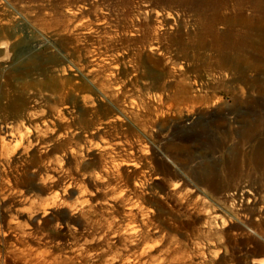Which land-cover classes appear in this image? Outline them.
Returning a JSON list of instances; mask_svg holds the SVG:
<instances>
[{
	"label": "rangeland",
	"instance_id": "1",
	"mask_svg": "<svg viewBox=\"0 0 264 264\" xmlns=\"http://www.w3.org/2000/svg\"><path fill=\"white\" fill-rule=\"evenodd\" d=\"M259 1L0 0V155L29 157L19 162L28 182L16 189L0 170V264H119L106 256L110 250L139 255L122 229L131 216L107 199L115 184L139 180L146 165L160 168L155 189L167 193L150 229L152 264L264 263ZM239 31L248 36L242 55L233 47ZM2 125L29 144L5 147ZM35 167L49 175L43 183ZM82 188L94 195L71 231L60 233L49 220L42 223L47 240L29 238L49 252L10 253L9 218L21 221L20 233L39 227L51 191L60 192L65 213ZM89 218L116 219L118 236L100 237ZM73 235L88 242L71 259Z\"/></svg>",
	"mask_w": 264,
	"mask_h": 264
},
{
	"label": "bare ground",
	"instance_id": "2",
	"mask_svg": "<svg viewBox=\"0 0 264 264\" xmlns=\"http://www.w3.org/2000/svg\"><path fill=\"white\" fill-rule=\"evenodd\" d=\"M256 4L261 10H264L263 0L256 2ZM244 19L245 18L240 17L239 22L241 21L242 23H244L243 21ZM259 22L264 26V18L259 19ZM262 30L263 32H260V33L261 34L263 33V34L260 37L258 36L261 43L262 41H264V27ZM239 32H238L237 40L236 41L234 40L233 47L238 49L237 50L238 53L242 55L243 42L246 40L248 36L244 32H240V33ZM253 42L255 44L256 40H253ZM240 55H239V58L237 59V64H239L241 61ZM111 123H112L111 121L108 122V124H111ZM248 129H249V135L253 136L255 134V129H256L255 125H251V127ZM1 130L4 135L2 140H3V145L5 147L7 146L9 147L10 144L13 142L14 144H16V148H18L17 146H21L22 144H29L28 137H26L25 134L15 133L14 132L15 129L13 131V127L2 125ZM106 143L102 144L103 149L101 148V150L108 148L109 144H106ZM55 148L56 149L58 148L59 150L60 147L56 146ZM0 156H1L0 170L5 173V177L4 179L3 178L2 179L3 180L6 179V182H8V185L10 186L9 189L18 187L19 185H23L25 182H28L27 178H24V176L22 177V173H20L21 169L19 168V162H22V160H26L27 162L29 160V157L24 155V151L19 150L17 154L14 155L7 150ZM257 158H259V156ZM260 162H263V161H260ZM120 165L121 163L119 162L116 163V166H120ZM122 165L139 167V164H137V162L127 161V160H124ZM146 167L147 169L146 171L142 172L140 179L137 181H134L133 184L131 183V180L128 179L126 180V183L124 185L115 184V186L111 187L112 193L107 199L110 206L113 208L116 207L117 205L123 206L125 208V211L131 216V218L125 224H123L124 225L122 228L123 233L126 235L127 238L130 239V241H132L133 244L139 245L141 248L140 254L135 255V256H131V255L123 256V254L118 250H114V249L110 250V252L107 253L106 256L114 263L119 262V264H126V263L143 264L145 262H148L149 264H152L153 256H149L148 253L149 251H152L155 249L156 243H154L155 239L152 237V233L150 229L152 228V225H153L154 216H156L154 215L155 212L156 211L158 212L160 209L162 210L164 206V202L167 200V193L164 194V192L163 193L161 192L162 194H158L157 193L158 190L156 191L155 189L156 187L154 184H156L162 178L161 172L159 171L160 168L157 166L153 167L151 165H146ZM10 168L13 170V171L11 170L12 172L11 175H9L8 173V169ZM14 172L18 174L20 173V174L15 175ZM31 172H33L36 175L38 174L39 180L42 181V183L44 179L46 180V178L49 177V175L44 174L40 168L35 167V169H33V171ZM32 178L33 177H31V179ZM95 178L100 179L99 176H96ZM37 180L38 179H36V181ZM33 187L34 186H29L30 189H32ZM69 187H70V182H69L68 188ZM176 188L177 186L174 187V189ZM82 189L79 195V201H78L79 203L74 208L70 209V211L68 210V212H65V213L62 212L64 208L63 207L64 202L62 200L60 192L56 191L55 189H54L55 191L54 190L51 191L50 195L49 196L47 195L48 196L46 197L47 199H44V201H42V204H41L42 206L40 208L41 210L38 216L36 217V221L38 222L39 227L34 226L33 228H30L29 230H26V231L24 230L20 233V232H17L16 229L19 226L20 227L22 226L21 221L18 220V218H15L14 216L9 218L10 220L8 221L9 222L8 228L7 229L4 228L5 229L4 238L6 239L7 237L12 236V239H14V241L10 240L13 244V246L10 248V253L13 252L12 254L16 253V254H22V255H31V254L36 253V254L42 255L44 253L49 252L50 250L49 249L46 250L45 248L43 249L42 248L43 246L40 247V246L33 245V243L32 244L29 243L30 242L29 238H33V239L38 238L37 241H39V243H42L43 240H47L51 234L42 227L43 226L42 223H45L49 220L52 221L53 227L60 233L65 230H70L69 222L72 220L79 219L78 216H81L82 209L90 201V198H91L90 196L94 195V193L92 192L90 193L87 190H84V189L82 190ZM23 200H25V198H23ZM15 209H16V213L20 216L22 214H25L26 212V208L24 206L23 207L17 206ZM139 217L143 219L142 223L137 222L136 219ZM85 223L86 224L91 223L90 225L92 228H95L98 232L100 231L101 232L100 237L106 236L109 233L111 234L113 233V237L118 236L117 230L114 228L116 226V219H111V220H107L105 223H100V222H96L89 218L85 220ZM86 242H88V240H87V237H85L84 235L83 236L80 235L78 237L76 235L72 236V240L68 242L69 245L67 244L69 246V251L71 253V256H70L71 259H74L77 256L80 257L83 254L84 252L83 249L85 248ZM262 253H264V250L262 251ZM145 255H148V256L142 259V257Z\"/></svg>",
	"mask_w": 264,
	"mask_h": 264
}]
</instances>
